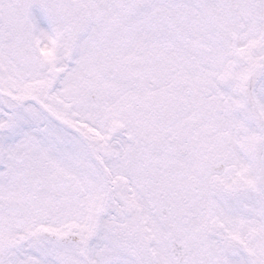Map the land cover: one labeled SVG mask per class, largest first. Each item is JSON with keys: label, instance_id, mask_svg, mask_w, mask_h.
<instances>
[{"label": "snow or ice", "instance_id": "6c2138e0", "mask_svg": "<svg viewBox=\"0 0 264 264\" xmlns=\"http://www.w3.org/2000/svg\"><path fill=\"white\" fill-rule=\"evenodd\" d=\"M0 264H264V0H0Z\"/></svg>", "mask_w": 264, "mask_h": 264}]
</instances>
